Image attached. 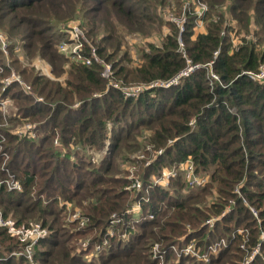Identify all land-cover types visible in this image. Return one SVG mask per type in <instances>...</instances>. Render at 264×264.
Here are the masks:
<instances>
[{"label":"trees","instance_id":"16d2710c","mask_svg":"<svg viewBox=\"0 0 264 264\" xmlns=\"http://www.w3.org/2000/svg\"><path fill=\"white\" fill-rule=\"evenodd\" d=\"M146 1L0 0L11 66L18 64L15 70L30 87L25 91L12 84L5 94L36 136L0 127V140L5 137L0 145L8 155L5 162L0 155V210L17 226L39 222L49 230L34 246L30 262L10 255L21 244L0 227V264H158L151 258L156 243L166 250L169 264H244L257 245L248 264H264V78L246 74L264 70V0H199L207 5L200 17L194 6L184 4L181 32L175 22L161 18L170 28L161 45L149 43L139 63L125 56L121 64L116 60L120 34H144L156 18ZM75 19L97 57L111 66L109 80L101 77L96 62H69L67 78L60 82L13 58L17 48L27 60L43 58L59 79L70 60L56 47ZM197 20L204 30L191 39ZM233 38L238 43L232 47ZM83 45L81 53L89 57L91 46ZM187 60L199 67L176 84L145 88L133 98L124 95L123 88L165 84ZM106 141V156L93 166L84 149L100 151ZM138 150L145 158L137 162L141 190L127 189L132 180L120 167ZM188 160L200 175L212 169L209 184L190 185L182 174L170 178L168 189L150 182L163 168H179ZM119 168L124 176H117ZM9 173L21 183L20 191H7ZM207 196L214 200L208 203ZM134 202L140 210L127 214ZM67 203L80 208L84 226L65 220ZM113 214L120 219L114 224ZM213 217L218 219L208 228L205 221ZM221 239L226 246L210 262L179 256L171 248L193 242L206 252ZM103 240L107 245L96 252Z\"/></svg>","mask_w":264,"mask_h":264},{"label":"rangeland","instance_id":"374dc122","mask_svg":"<svg viewBox=\"0 0 264 264\" xmlns=\"http://www.w3.org/2000/svg\"><path fill=\"white\" fill-rule=\"evenodd\" d=\"M146 2H147L146 5L148 7L147 10L151 14H156V18H154L152 22H148L149 24H147L144 28V34H140V33L139 34H137V33L127 34V32H122L120 34L119 40L122 44V47H121V50L116 55L117 56L116 60H119L121 64L126 63V60L123 59V57H125V56H127V58L132 59L134 64L139 63L141 56H142V53L149 52V47H148L149 43L154 44L155 46L161 45V41H162L163 36L170 32L169 26L164 24L162 19L168 20L169 22H171V21L175 22L176 26H179V30L181 32L183 29L182 28V22L184 21V17L182 19H180V18H178V16L181 14V11H182L181 16H183V13L185 12L186 6H188L189 4L194 6L196 14H197L199 8L201 9L202 6H205V8H207V5L204 3H201L199 0H149ZM160 2L162 4H160ZM182 2H183V4H182ZM184 4H188V5H184ZM77 19L80 21V18H77ZM77 19H75L74 21H71L70 23L76 24V25L78 24L79 29L83 33V36H84V41H82V49H84V45H83L84 42L88 41V44H90V46H91V48L89 49V52H91L92 49H95V46H93L89 42L83 28L79 25V23H78L79 21ZM160 19L162 20V22L160 21ZM160 23H163V25ZM69 24L63 30V31H65V33L69 27ZM159 26H161V27L159 28ZM158 28H159V31H158ZM203 30H204V24L197 20V22H195V26L193 27V35L191 36V39L194 38L195 34L201 33V32H203ZM65 35L60 42L68 41L69 36L67 33ZM7 36H8L7 33H5L0 28V49L3 51V54H2L1 50H0V64L5 66L3 72L5 71L6 68H8L7 73L5 74L1 71L2 67L0 65V71L2 72V73H0V83L4 82L5 80H10L9 83L6 85V88L4 91L2 90V88L4 86L2 84H0V96L2 98H6L8 100L0 108V113H1V117H2V123H0V127L4 128V129H9V130L15 132L16 135L19 134V132H20L21 136H22L26 132V128H27L26 123L31 124V122L25 121V120H19V117L17 114L16 102L14 101V99L9 94H5V93L7 92L6 89H8L12 84H17L18 86L21 85L25 91L30 90V89H28L30 87H29V84H27L21 78L20 74L15 70V68L18 67V64L14 63L11 66V61H10L11 58L9 57V54L7 53V48L2 49V42L6 45L10 44V40L7 38ZM97 36H99V35H97ZM93 39H95L98 42L97 37L93 36ZM231 40H232V47L238 43L237 38H233ZM98 47H99V45H98ZM183 48H184V44L179 39V50L181 51V50H183ZM56 50L58 51L57 47H56ZM70 50H71V47H68L67 52H65V53L60 52V53L64 54L65 56H67L70 60L63 66L65 73H63L61 76L58 77L60 82H63L67 78L66 71L69 69V62L73 61L72 57H70V55H69ZM13 58L18 59L19 62L22 63L26 68H30V67L34 68V65H37L36 64L37 58L41 59L42 64H44V65L46 64L50 67L49 63L45 59L37 57V56L33 57L30 60H27L24 57L23 51H21L20 48H17L15 53H13ZM50 71H51V68H50ZM101 72H102V69H101ZM209 73H210V71H209ZM51 76L53 79L51 78ZM51 76L50 77L46 76V77L49 79H52V80H57L52 75V73H51ZM102 78H104V77H102ZM20 81H21V83H20ZM210 83H212V82H210ZM139 86H142V85H139ZM9 119H11V121ZM33 129H34V126H33ZM33 131L35 133V130H33ZM31 138H36V136L31 137ZM4 140H5V137H2L0 140V143L4 142ZM141 140L142 139L139 138L138 142ZM53 142L55 145L59 146V143L57 140H54ZM106 146L108 147V141H106V145L100 151H97L96 149H88V148L84 149V151H83V152H85L84 155L86 156V158H88V160H90V163L93 166L100 164L103 157L106 156V154H107V152L105 151ZM253 150H254V152H259V147H254ZM159 152H161V151H159ZM261 152L264 153V148L261 149ZM1 153H3V150H0V154ZM7 159H8L7 157L3 158V162H5ZM129 159H130V161L128 163L121 164L120 168L123 171L127 172V175L129 173L128 178L130 180H134V179L139 180V178L136 177V175L139 174V172H140V170H138L139 163H137V162L140 159L141 160L145 159L144 154L141 150H138L137 152L130 154ZM131 160H136V161H134V163H131ZM148 161L149 160H147L145 162V165H147L146 163ZM120 168H119V172L117 173V176H124L125 173H123ZM194 169H195V166H194L193 162L188 160L186 163H183L179 168H177V167L163 168V170L160 172V174L158 176L155 175V176L150 177V179H151L150 182L152 184H154V180L158 177L161 178V175L164 177L166 174H171V176L173 178V177H176L178 174H182L183 178L186 181L192 180L194 178V176L197 175V176L204 177L205 185L207 183L209 184V181L211 180L210 173H211L212 169L207 170L208 172L206 174H203V175H200L199 172H197V173L194 172ZM254 170L256 171V169H254ZM255 171H251V172H255ZM262 172H263L262 173V175H263L264 174V167L262 169ZM125 187L127 189H129V188H131V184H130V186H125ZM168 188H169V183H168V187L167 188L165 187L164 189H168ZM208 197L209 196H207L208 203H209V201L214 200V198L212 196L209 198ZM250 210H251V208H250ZM74 211H78L77 214H78L79 218H80V216L84 217L80 208L77 207L75 203H67V210H66V217H65L66 221H68L70 213L74 212ZM85 219L87 220V218H85ZM33 223L34 222H31L30 224H33ZM85 223L86 222H84L83 225H80V219L76 221V224L79 227L84 226ZM213 225H214V223L212 224V226H209V225H206V226H208V228H211V227H213ZM82 242H84V241H80L78 244L81 245ZM191 243H193V242H191ZM197 247L199 250L201 249L199 246H197ZM166 263L169 264L168 262H166Z\"/></svg>","mask_w":264,"mask_h":264},{"label":"built area","instance_id":"2783aa9c","mask_svg":"<svg viewBox=\"0 0 264 264\" xmlns=\"http://www.w3.org/2000/svg\"><path fill=\"white\" fill-rule=\"evenodd\" d=\"M205 6H202L201 9L199 8L197 12V16L200 17L203 12L206 10ZM200 11V12H199ZM200 22V21H199ZM66 33L69 36L68 41H62L59 44H57V49L58 52L65 53L67 52L68 47H71V50L69 52L70 57H72L73 61L76 62H82L86 65H90L92 62H96L97 64L100 65L102 72H100L101 77H104V79L109 80L112 75V70L111 66L107 63H105L103 60L99 59L95 53V49H92L89 57H84L81 53L82 50V41H84V36L83 33L80 31L78 24H69L68 29L66 30ZM6 48V44L2 42V49ZM183 57L185 58L184 51L181 50ZM217 52L214 53L216 55ZM187 66L182 69L176 76H174L170 81L166 82L165 84L161 83H152L149 86H136L132 88H123V93L125 96L128 97H137L143 89L147 88H152L155 86H164L167 87L169 85L176 84L180 78L188 76L191 72H193L195 69H197L199 66L198 65H191L189 61L187 60ZM35 64V63H34ZM36 64L34 65L35 70H37L40 74L50 77L51 76V71L50 67L48 65H44L41 62V59L37 58ZM246 74L249 76L250 79L252 80H261L264 78V70L261 68L259 72L257 73H251V72H246ZM210 75L212 78L217 79V76L213 74L210 71ZM52 78V76H51ZM53 79V78H52ZM56 79V78H55ZM59 80V79H57ZM10 80H5L4 82H1V84L4 86L2 90L4 91L6 88V85L9 83ZM21 83V81H20ZM114 87H117V84H114ZM30 89V88H28ZM8 101L6 98H2L0 96V108L5 104V102ZM27 128L25 134L22 136L26 137H34L35 133L33 131V125L30 123H26ZM21 136V133L17 134ZM108 147H105V151ZM0 150H2V146H0ZM161 151V150H160ZM107 152V151H106ZM160 153V152H158ZM0 155L7 157L8 155L6 153H1ZM148 164V162L146 163ZM171 174H166L164 177L161 175V178L158 177L154 180V184L161 186L162 188H167L169 179L171 178ZM5 186L7 191L9 192H17L20 191L22 186L21 183L12 175L9 173L7 175V179L5 180ZM190 185H194L197 187H201L205 185V180L204 177L197 176L195 175L192 180L189 181ZM131 188L135 190H141V182L138 179H134L131 182ZM236 191L238 189H235ZM238 192V191H237ZM140 210V203L139 202H134L127 210V214H134L138 213ZM251 211L255 213L254 209L251 208ZM78 211L71 212L69 215L68 221L70 222H76L77 220L80 219V225H83L84 222H86V219L82 216H78ZM223 212L222 214H224ZM152 218V215L149 216ZM113 220L111 221L112 224L119 222V218H116L115 215H112ZM218 218V217H217ZM216 217L209 218L205 221L206 225L212 226L215 220H217ZM0 227L6 229V231L9 233L10 236L16 237L18 239V242L21 244V249L12 251L11 256H24L28 261L32 262L33 258V248L37 244L39 240H41L43 237H46L49 234V230L42 226L41 223L39 222H34L33 224H30L28 227H22V226H17L15 221L11 217H6L3 215V213L0 210ZM109 234L112 235L113 232L112 230L109 231ZM264 238V233H261V239ZM87 245V241L82 242V247H85ZM107 245V240H103L102 244L97 245L95 247V251L99 252L104 248V246ZM220 246H226V242L224 239H221L218 242H215L212 245L208 246V249L206 252H201L198 247L194 243H189L180 249H177L176 247H171L173 250H175L178 255L182 256H190L193 258H196L197 260H202L204 262H210L211 256L215 255L218 252V249ZM258 250V245L254 248V250L251 252L249 257L245 260L244 264H248L251 259L252 255ZM165 254L166 250L161 249V247L156 243L152 246L151 248V258L157 262L158 264H167L165 262Z\"/></svg>","mask_w":264,"mask_h":264}]
</instances>
